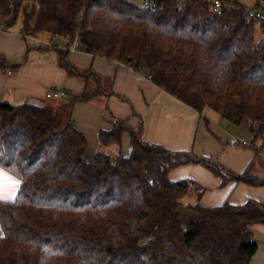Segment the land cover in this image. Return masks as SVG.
<instances>
[{"label": "trees", "instance_id": "trees-1", "mask_svg": "<svg viewBox=\"0 0 264 264\" xmlns=\"http://www.w3.org/2000/svg\"><path fill=\"white\" fill-rule=\"evenodd\" d=\"M154 1L148 9L128 0H0V30L21 19L26 36L48 33L72 44L78 35L83 52L132 67L200 114L214 111L238 127L248 120L252 140L244 147L264 151V43L255 45L264 18L249 17L241 1L224 2L219 12L207 0ZM49 48L69 75L97 86L57 108L0 102V169L20 181L16 199L0 201V264H251L264 203L204 206V186L193 195L194 180L170 173L201 165L221 187L264 188V178L192 148L153 144L142 121L132 127L110 113L98 142L118 155L90 152L82 131L60 128L61 110L107 91L92 69L78 71L68 51L36 49ZM24 61L0 55V68L13 72Z\"/></svg>", "mask_w": 264, "mask_h": 264}, {"label": "crops", "instance_id": "crops-1", "mask_svg": "<svg viewBox=\"0 0 264 264\" xmlns=\"http://www.w3.org/2000/svg\"><path fill=\"white\" fill-rule=\"evenodd\" d=\"M22 35V26L9 31L0 30V55L14 64L25 60L11 75L7 73L11 68L7 70L0 68V102L21 104L31 101L57 108L68 105L72 97L97 86L95 82L87 85L82 76L69 75L60 66V55L55 48L44 51L36 49L40 45L47 47L46 43L49 40L40 42L39 39L37 41L29 39L27 43H23ZM55 38L60 40V43L53 40L57 43L58 49L64 51L60 47L61 39ZM69 60L79 72L92 69L101 78L103 88L107 91L93 100L63 109L68 124L78 128L86 136L90 152L99 151L98 133L100 129L111 126L106 119L110 113L117 120L129 119L128 123L132 127L142 121L145 140L163 145L170 150L184 151L192 148L197 155L217 157L222 165L239 172L246 169L251 171L258 161L264 165L263 150L256 152L252 148L237 154L229 152L230 134L221 126L224 118L219 113L209 110L200 114L130 66L92 56L83 51L71 53ZM51 87H61L69 95L62 99H45L44 96ZM247 138L243 136L241 140ZM128 152L129 146L125 143L123 153ZM181 168L170 173L172 180L189 176L195 182L203 183V186L214 185L211 187L213 191L207 190L202 197L201 204L204 206H218L226 199H230L234 204H242L249 198L264 203L263 187L230 183L224 188L217 189L218 181L212 177L208 169L191 165ZM0 172L14 182L0 186V201H13L20 188V181L2 169ZM251 173L264 178V173L259 175L254 170ZM253 234L259 250L251 264H264V226H255Z\"/></svg>", "mask_w": 264, "mask_h": 264}, {"label": "rangeland", "instance_id": "rangeland-1", "mask_svg": "<svg viewBox=\"0 0 264 264\" xmlns=\"http://www.w3.org/2000/svg\"><path fill=\"white\" fill-rule=\"evenodd\" d=\"M128 1H132V2H134V3H138V4H142V0H128ZM21 19H19L18 20V22L16 23V25L14 26L15 28H18L20 25H21ZM38 39L40 40V42L41 41H45V40H49L50 41V39H52V41L53 40H56V41H58L59 43H60V40L59 39H57V38H55L53 35H50V34H48V33H42V34H39L38 35ZM264 43V34H261V32H260V29H259V27L257 26V30H256V36H255V45L256 46H261L262 44ZM20 63V62H19ZM50 89H52V87L50 88ZM44 98L46 99V95L44 96ZM47 102H50V100H46ZM67 118V116L65 115V113H64V111H63V109L61 110V118H60V128L61 129H64L67 125H69L68 124V121L67 120H65ZM221 126L230 134L229 136H230V139H229V142L230 143H232L233 141H234V139H240L241 140V138L243 137V136H246V137H248L247 138V140L248 141H251L252 140V134L250 133V131H249V121L248 120H246V121H244V123L240 126V127H238V126H236V125H232V124H230V123H228V121L227 120H225L224 119V121H222V123H221ZM241 137V138H240ZM258 142L256 143V146H258ZM231 147V146H230ZM253 147V146H252ZM252 147H240V148H230V150H229V152H233L234 154H237V153H242V152H244L245 150H247V149H251L252 150ZM228 149V148H227ZM97 150H99V151H101V152H107V153H109L113 158H115L117 155H118V151H117V149H116V147H109V148H104V147H99ZM179 152H181V151H179ZM263 155H264V153H263ZM217 161H218V159H217ZM256 162V161H255ZM254 162V163H255ZM220 163V162H219ZM253 163V164H254ZM221 164V163H220ZM224 165V164H223ZM191 166H200V167H204V166H201V165H191ZM226 168H228L226 165H224ZM183 167H185V166H183ZM182 167V168H183ZM181 168V167H180ZM181 168V169H182ZM205 168V167H204ZM179 169V168H178ZM189 169H191V168H189ZM229 169H231V168H229ZM177 170V169H176ZM180 170V169H179ZM231 170H233V169H231ZM254 170V172H257V174H259V175H261L262 173H264V165L263 164H261L260 163V161H258V162H256V164H255V166H254V168L250 171V172H252ZM233 171H235V172H239V171H236V170H233ZM211 173V175H212V177L214 178V179H217V189H221V188H224V187H221L220 186V184H221V180L219 179V178H217L212 172H210ZM252 174V173H251ZM254 175V174H253ZM256 176V175H255ZM260 177V176H259ZM185 178H189V176L188 177H185ZM262 178V177H261ZM17 180H18V178H16ZM220 180V181H219ZM19 181V180H18ZM197 181V180H196ZM197 183V186H196V184L192 187V194L194 195L195 193H196V188H198V186L199 187H203V183L202 184H200V182H196ZM230 184V183H229ZM205 186V188H206V192H207V190L208 191H213V189L211 188V187H214V185H209L208 184V186L210 187H208L207 185H204ZM16 199V197H14V199L13 200H15ZM9 201H12V200H9ZM202 201V200H201ZM0 234H1V227H0Z\"/></svg>", "mask_w": 264, "mask_h": 264}, {"label": "built area", "instance_id": "built-area-1", "mask_svg": "<svg viewBox=\"0 0 264 264\" xmlns=\"http://www.w3.org/2000/svg\"><path fill=\"white\" fill-rule=\"evenodd\" d=\"M235 1H241L245 3L246 5L249 6V17L255 18L256 16H262L264 18V0H207L209 3V8L213 12H219L223 8V3L224 2H235ZM143 5L148 7V8H155L156 7V2L154 0H143ZM38 40V35L36 36H26L22 35V41L23 43H27L28 40ZM48 46H55L57 45L56 42L54 41H48L46 43ZM60 47L63 50L68 51L69 53H77L82 51L81 48V42L78 37L74 39L72 44H69V41L65 38L61 39V45ZM9 75L12 74V71L7 72ZM69 93L64 90L61 87H53L52 89H49L46 93V99H62L64 97H67ZM229 146L232 148H240L247 146L249 143L247 140H240V139H234L232 143H228Z\"/></svg>", "mask_w": 264, "mask_h": 264}, {"label": "snow or ice", "instance_id": "snow-or-ice-1", "mask_svg": "<svg viewBox=\"0 0 264 264\" xmlns=\"http://www.w3.org/2000/svg\"><path fill=\"white\" fill-rule=\"evenodd\" d=\"M5 183H14L11 181L10 177H7L4 173L0 172V186H3ZM4 199H7L8 197H3Z\"/></svg>", "mask_w": 264, "mask_h": 264}, {"label": "water", "instance_id": "water-1", "mask_svg": "<svg viewBox=\"0 0 264 264\" xmlns=\"http://www.w3.org/2000/svg\"><path fill=\"white\" fill-rule=\"evenodd\" d=\"M149 9V8H148Z\"/></svg>", "mask_w": 264, "mask_h": 264}]
</instances>
